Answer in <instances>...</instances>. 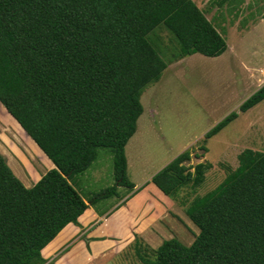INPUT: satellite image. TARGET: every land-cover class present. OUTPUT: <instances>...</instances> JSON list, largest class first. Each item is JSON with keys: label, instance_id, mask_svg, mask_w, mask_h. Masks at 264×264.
Segmentation results:
<instances>
[{"label": "trees", "instance_id": "trees-1", "mask_svg": "<svg viewBox=\"0 0 264 264\" xmlns=\"http://www.w3.org/2000/svg\"><path fill=\"white\" fill-rule=\"evenodd\" d=\"M157 27L174 41L167 60L152 45ZM225 48L193 0H0V104L53 165L24 186L0 153V264L46 263L42 248L68 223L78 226L88 205L121 198L118 187L130 191L124 146L142 112L141 92L168 63ZM263 99L264 82L237 111ZM236 115L226 114L204 138ZM98 148L111 154L113 183L84 198L70 180ZM190 158L181 151L150 182L181 206L197 233L188 245L170 237L155 248L134 236L139 264H264V152L243 149L214 189L180 198L210 167Z\"/></svg>", "mask_w": 264, "mask_h": 264}, {"label": "rangeland", "instance_id": "rangeland-1", "mask_svg": "<svg viewBox=\"0 0 264 264\" xmlns=\"http://www.w3.org/2000/svg\"><path fill=\"white\" fill-rule=\"evenodd\" d=\"M193 1L221 34L226 48L218 56L194 53L168 63L158 80L141 92L142 112L124 146L126 176L138 184L185 149L191 152L190 164L208 163L203 181L192 190L183 188L180 198L185 192L189 198L214 189L227 171L235 168L243 149L264 152V99L243 112L237 111V106L264 82V0H233L221 6L217 0ZM150 38L152 45L159 47L161 58L167 60L173 55L174 41L162 27L154 29ZM231 111L237 112L236 117L204 138V133ZM0 153L24 186H30L48 167L49 159L1 104ZM70 181L84 198L111 185L109 151L98 148L89 167ZM118 189L122 196L127 193L125 188ZM146 189L137 192L138 202L153 205L154 213L175 205L174 210L167 209L173 222H162L164 233L188 245L197 228L184 210L156 188V192L142 193ZM113 201L110 197L95 205L103 208ZM115 264L126 263L118 258Z\"/></svg>", "mask_w": 264, "mask_h": 264}, {"label": "crops", "instance_id": "crops-1", "mask_svg": "<svg viewBox=\"0 0 264 264\" xmlns=\"http://www.w3.org/2000/svg\"><path fill=\"white\" fill-rule=\"evenodd\" d=\"M47 164V169L53 166L50 161ZM130 182L132 189L121 198L113 197L114 201L103 208L88 205L78 218V226L71 223L65 225L42 248L41 254L46 259L44 264H115L118 258H123L126 264H137L138 259L130 248L134 236L151 248L169 238L170 234L164 233L162 222H173V215L167 209H173L175 205L165 206L162 211L154 213L153 205L142 204L136 198L143 187L147 189L142 193L156 192L150 177L139 184ZM196 233L197 230L193 234Z\"/></svg>", "mask_w": 264, "mask_h": 264}]
</instances>
